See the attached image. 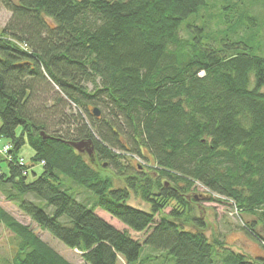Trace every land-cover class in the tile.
<instances>
[{"label": "trees", "instance_id": "trees-1", "mask_svg": "<svg viewBox=\"0 0 264 264\" xmlns=\"http://www.w3.org/2000/svg\"><path fill=\"white\" fill-rule=\"evenodd\" d=\"M207 1L0 0L12 14L0 33V138L12 142L0 153L10 174L0 171V190L9 184L23 214L86 264H150L145 245L176 264H264V254L210 238L198 208L224 200L239 217L264 219V57L230 40L247 36L240 20L220 37L208 22L188 24L182 36L183 22L207 11ZM42 93L52 94L46 108ZM87 139L95 149L88 159L69 144ZM26 143L43 166L39 176L19 155ZM144 150L153 163L117 186L106 167L120 170L127 154L150 160ZM62 175L94 192L126 228L78 201ZM132 194L152 212L131 206ZM0 223L18 240L11 264H73L3 207ZM243 228L264 246L253 223ZM130 231L147 234L141 242Z\"/></svg>", "mask_w": 264, "mask_h": 264}, {"label": "rangeland", "instance_id": "rangeland-1", "mask_svg": "<svg viewBox=\"0 0 264 264\" xmlns=\"http://www.w3.org/2000/svg\"><path fill=\"white\" fill-rule=\"evenodd\" d=\"M207 4L209 6L207 11L202 10V13L200 12L198 15L193 14L188 18V20L183 22L181 25L182 36H186L185 30L187 29L188 24L196 23L197 25L201 24L202 26L206 27V23L208 22V26L212 29L210 32H212V34L214 33L216 35L215 37H220L221 32L228 31L229 26L227 27L226 24L231 25V22L240 20L241 23H244L246 27L250 28L248 29L249 31H242L239 33V35L242 36V34H244L247 36L245 38H241L239 36L232 35L230 40L243 39V41L254 47L256 50L255 54L264 57L263 0H208ZM11 15L12 14L6 10L4 5L0 2V33L3 31L7 22L11 18ZM222 19L226 23L222 22ZM228 19H230V21ZM251 36H253L252 39H250ZM218 43L219 41L213 42L215 46H218ZM51 96L52 94L48 95L46 93H42L40 98H43V100L46 99V101H43L42 107L44 106L46 108V104L47 106L52 104ZM9 144L12 145V142L9 139L5 137L0 138V150H2L5 145ZM19 152L20 157L25 159V163H27L29 166H33V171L36 172L38 176L41 175L43 172V166L33 162L32 158L35 156L33 148L28 143H26ZM144 153L145 156L149 157L150 160L135 154H127L128 159H122L121 165L123 168L120 170L116 169L113 165L106 167L108 173H111L115 177L117 186L123 185V182L120 179L125 177V175H130L134 168L138 166V164H143L146 168L147 165L153 163L150 153L147 150H144ZM85 157L87 159L89 158L87 154ZM0 171L5 172L8 176H10L9 164L4 156L0 157ZM35 179L36 177L33 173H31L27 180L28 182H32ZM62 179L65 183L64 187L78 201L85 203L89 208H94L95 213H97L111 225L113 224L119 230L126 228L124 223H121L108 212H105L103 209L98 207V196L94 192L86 190L84 187L73 182L68 176L66 177L62 175ZM10 190L11 186L9 184L0 190V207L6 209L13 217L17 218L24 225H29L32 227L47 244L53 247L59 254H61L73 264H86L82 256H80L79 251L68 248L50 233L43 231L29 216L24 215L17 205L16 200H11L9 198L8 192ZM198 191L199 193H202L205 191V189L201 185H198ZM28 198L36 205L41 206L49 214L54 213V207L46 204L44 200L31 194L28 196ZM128 203L131 206H135L143 211L145 210L152 212V205L145 200H141L136 194L131 195ZM198 208H200L199 211L204 212L205 219H207L209 229L207 235L210 238H213L214 236L215 238L220 237L229 247H232L238 252H244L248 255L264 254V246L261 244V241L254 235L249 234L247 230L243 228V222H248L249 224L253 223L257 232L261 235V238H263L264 241V219L260 218V215L250 214L241 215L239 217L236 211H234V207L231 202L224 200L223 202L201 200ZM165 211L170 212L171 207H167ZM130 232L132 233L133 238H137L141 242L144 241V238L147 234V232ZM17 242L18 240L15 238L13 232L0 223V264L12 263V258L16 252ZM146 250H149L155 256L152 263L150 264H176L169 252L145 245L143 246L142 250L143 257L146 255ZM120 263L125 264L122 259Z\"/></svg>", "mask_w": 264, "mask_h": 264}, {"label": "water", "instance_id": "water-1", "mask_svg": "<svg viewBox=\"0 0 264 264\" xmlns=\"http://www.w3.org/2000/svg\"><path fill=\"white\" fill-rule=\"evenodd\" d=\"M93 113L94 115L100 116L101 111L99 109V107H96L93 109ZM42 135L44 137H48L45 133H42ZM69 144L75 149L78 150L80 153L82 154H87L89 156H92L95 149H94V143L92 141V139H87V140H79L77 142L75 141H71L69 142Z\"/></svg>", "mask_w": 264, "mask_h": 264}, {"label": "built area", "instance_id": "built-area-1", "mask_svg": "<svg viewBox=\"0 0 264 264\" xmlns=\"http://www.w3.org/2000/svg\"><path fill=\"white\" fill-rule=\"evenodd\" d=\"M9 145L5 146L2 150H0V153H5L7 154V151L9 150ZM19 163H21V165H24V160L20 159Z\"/></svg>", "mask_w": 264, "mask_h": 264}]
</instances>
